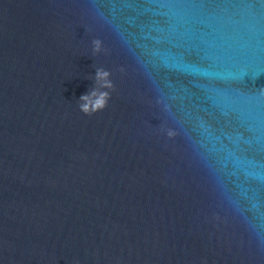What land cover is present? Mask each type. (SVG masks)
I'll use <instances>...</instances> for the list:
<instances>
[{
    "label": "clouds",
    "instance_id": "9594fccd",
    "mask_svg": "<svg viewBox=\"0 0 264 264\" xmlns=\"http://www.w3.org/2000/svg\"><path fill=\"white\" fill-rule=\"evenodd\" d=\"M93 52L100 53L103 50V42L99 39L92 41ZM123 71V69H121ZM93 87L85 94L79 97L78 108L88 116L103 111L111 100V91L114 84L111 80V72L103 67H97ZM166 135L171 138L176 135L172 129H165Z\"/></svg>",
    "mask_w": 264,
    "mask_h": 264
}]
</instances>
